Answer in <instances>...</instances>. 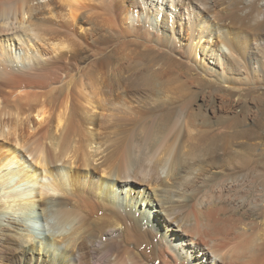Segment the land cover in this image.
I'll return each mask as SVG.
<instances>
[{"label": "rangeland", "instance_id": "1", "mask_svg": "<svg viewBox=\"0 0 264 264\" xmlns=\"http://www.w3.org/2000/svg\"><path fill=\"white\" fill-rule=\"evenodd\" d=\"M96 3L92 11L95 20L84 14L80 24L63 27L55 20L51 25L65 30L62 40L68 45L63 58L69 73L67 80L74 78L72 82H76L80 78L81 88H85L82 90L96 94L99 107L83 100V106L79 104L76 112L83 128L93 132L96 141H110L113 173L125 176L126 170L130 177L129 171H133L130 178H142L143 172L137 170L143 168L130 169L125 165L124 150L132 130L146 120L166 136L164 146L172 151L171 162H182L186 170L187 178L180 190L186 203L185 212L180 214L183 217L179 215V220L185 221L197 237L206 238L201 230L209 221L207 213L215 207L231 213L238 212L243 204L264 208V180L259 178L264 173V0H97ZM191 33L198 37L196 41L201 33L205 34L202 41L207 47H195ZM21 46L17 42L14 48ZM48 56L57 59L52 50ZM120 92L126 94L131 108L117 100ZM171 169L172 164L161 170L163 179ZM91 173V177L80 179L75 186L88 193L95 190L102 172ZM15 181L11 184L13 188ZM115 183L121 195L129 184L131 189L142 188L138 181ZM143 187L152 192L151 186ZM92 195L90 206L88 203L75 206L76 215L80 213L84 218L87 215L88 219L103 215L100 202L93 201ZM40 197L37 193L36 198ZM117 204L119 210L114 208L113 216L121 222L127 223V212L140 217L145 224L147 220L150 222L151 217H146L143 211L132 212L122 201ZM38 212L36 207L34 215ZM50 212L48 218L27 220L42 240L69 231L60 217ZM152 222L157 227L146 237L137 233L134 221L133 225L128 223L130 230L127 226L128 232L137 234L133 245L148 264H196L199 259L203 261L198 264H213L208 256L196 257L198 252L190 250L191 236L174 245V235L164 233L161 221L154 216ZM175 255L184 258L183 262H178Z\"/></svg>", "mask_w": 264, "mask_h": 264}, {"label": "bare ground", "instance_id": "2", "mask_svg": "<svg viewBox=\"0 0 264 264\" xmlns=\"http://www.w3.org/2000/svg\"><path fill=\"white\" fill-rule=\"evenodd\" d=\"M96 1L0 0V264H148L133 245L137 234L128 232V223L133 225L134 221L137 233L146 237L157 227L152 222L154 216L161 221L164 233L174 235V245L191 236L188 245L193 253L198 252L196 257L208 256L213 264H264V208L243 204L234 213L223 207L213 208L201 230L206 237L203 240L179 220L185 212L180 190L187 178L186 170L182 162H171L172 151L165 149V135L144 120L127 137L124 162L130 169L143 168H136L143 172L137 180L130 178L133 171H127L130 177L125 169L126 177L113 173L110 141H96L94 133L83 128L76 112L79 104L85 100L99 107V103L96 94L82 90L85 88H81L80 78L76 82H72L74 78L67 80L69 73L63 58L68 45L62 40L65 30L51 24L55 20L63 27L80 24L84 14L95 20L92 11ZM205 36L201 33L196 41L198 37L191 33L190 40L195 47L205 49ZM17 42L20 48H14ZM50 50L57 59L46 57ZM116 98L132 107L124 92ZM171 164V172L163 179L161 170ZM92 170L101 171L102 179L88 193L75 185L91 177ZM259 178L264 180V173ZM13 180H17L14 188ZM126 180L138 181L142 188L131 189L129 184L121 195L115 182L123 184ZM143 185L151 186L152 192ZM91 195L93 201L100 202L103 215L95 219L87 215L84 218L79 212L76 215L75 206H90ZM120 201L132 212L143 211L151 217V223L147 220L146 225L130 212L125 214L126 224L114 218L113 210L118 209ZM36 207L39 212L34 215ZM50 211L69 231L42 240L27 220L48 218ZM174 258L181 263L184 259L179 255Z\"/></svg>", "mask_w": 264, "mask_h": 264}]
</instances>
